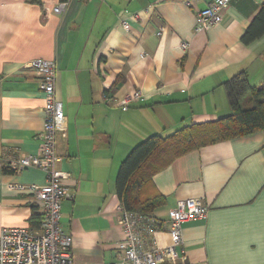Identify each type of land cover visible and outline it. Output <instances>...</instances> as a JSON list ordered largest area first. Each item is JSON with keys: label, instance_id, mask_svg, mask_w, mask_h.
Instances as JSON below:
<instances>
[{"label": "crops", "instance_id": "0c3cea01", "mask_svg": "<svg viewBox=\"0 0 264 264\" xmlns=\"http://www.w3.org/2000/svg\"><path fill=\"white\" fill-rule=\"evenodd\" d=\"M214 1L0 0V232L39 228L34 196L14 186H43L46 174L17 169L9 159L38 154L44 100L28 64L50 60L64 114L57 168L68 175L70 196L61 203L60 227L73 264L117 260L123 232L115 181L129 153L150 137L228 117L223 84L235 75L245 74L252 87L264 84V35L241 40L264 0H230L220 23L196 33V12ZM62 2L64 11L53 14ZM146 9L129 29L121 27L124 12ZM136 91L142 99L123 111L121 100ZM151 182L164 198L152 213L164 230L181 201L208 209L182 225L184 259L176 264H264L262 132L188 152ZM155 239L171 243L166 231Z\"/></svg>", "mask_w": 264, "mask_h": 264}, {"label": "built area", "instance_id": "2783aa9c", "mask_svg": "<svg viewBox=\"0 0 264 264\" xmlns=\"http://www.w3.org/2000/svg\"><path fill=\"white\" fill-rule=\"evenodd\" d=\"M230 0H216L195 14L194 31L206 32L222 21V11ZM67 3H59L52 9L53 14H61ZM190 4H188L189 6ZM124 12L120 25L130 28V21H140L143 13ZM161 33L158 32L157 35ZM188 49V44H180ZM37 71L39 89L43 95L44 123L39 136L38 154L23 158H10V164L17 169L34 168L46 174L43 186H14L27 189L35 199L36 212L40 217L38 230L30 227L3 228L0 232V264H73L71 240L60 227L61 203L70 196L63 180L68 175L57 168L60 158L56 154V134L58 125L63 122L62 106L55 100L56 65L53 61L37 59L28 64ZM142 99L139 91L129 93L120 102L123 111L132 103ZM123 239L117 244V260L107 264H176L183 260L178 252L182 245V225L190 220L203 219L208 209L200 201H181L168 212L166 230L152 217L126 211L119 203L116 210ZM166 231L171 239L168 246H159L155 236Z\"/></svg>", "mask_w": 264, "mask_h": 264}, {"label": "trees", "instance_id": "16d2710c", "mask_svg": "<svg viewBox=\"0 0 264 264\" xmlns=\"http://www.w3.org/2000/svg\"><path fill=\"white\" fill-rule=\"evenodd\" d=\"M263 35L264 1L241 40L247 45ZM223 88L231 111L228 117L192 125L165 139L150 137L129 153L115 181L116 195L126 211L153 218L152 213L163 205L164 198L152 189L151 180L176 158L209 144L257 132L264 134V84L252 87L241 73L224 83ZM246 97H249V107L242 108Z\"/></svg>", "mask_w": 264, "mask_h": 264}, {"label": "rangeland", "instance_id": "374dc122", "mask_svg": "<svg viewBox=\"0 0 264 264\" xmlns=\"http://www.w3.org/2000/svg\"><path fill=\"white\" fill-rule=\"evenodd\" d=\"M248 102H249V97H246V98L242 101V103H241V107H242V108L249 107Z\"/></svg>", "mask_w": 264, "mask_h": 264}]
</instances>
